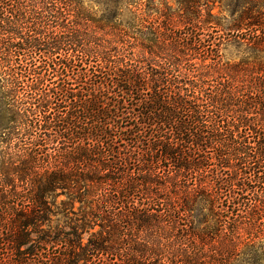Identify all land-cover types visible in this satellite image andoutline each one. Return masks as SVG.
<instances>
[{
    "label": "trees",
    "instance_id": "obj_1",
    "mask_svg": "<svg viewBox=\"0 0 264 264\" xmlns=\"http://www.w3.org/2000/svg\"><path fill=\"white\" fill-rule=\"evenodd\" d=\"M177 3L103 41L81 0H0V264H264V0Z\"/></svg>",
    "mask_w": 264,
    "mask_h": 264
},
{
    "label": "rangeland",
    "instance_id": "obj_2",
    "mask_svg": "<svg viewBox=\"0 0 264 264\" xmlns=\"http://www.w3.org/2000/svg\"><path fill=\"white\" fill-rule=\"evenodd\" d=\"M197 3L202 2L204 0H194ZM142 6L135 7L134 5H128L127 1H121L120 9H119V15L118 17L115 16L113 19V22L110 23V26L106 25V20L110 18L112 15V11L115 12L114 15H116V12H118L116 9H108L104 5L103 0H81V6L83 8V12L85 15H87L90 19L89 22V32H94L97 37H101L104 40L112 39L113 35L119 34L122 29L128 28L130 24L135 23L136 16L138 13L142 11V14L144 15L145 19L148 21H155V20H161L164 18L171 19V21H175L176 26L174 27L175 31L182 30V26L178 24V15L177 11L179 10L177 0H141ZM139 3V1H138ZM264 5V3H263ZM209 6H212V3H209ZM264 7V6H263ZM220 12V9L218 8V3L215 4V8L213 10V13L218 15ZM226 12L221 14L220 16H225ZM170 17V18H169ZM168 25V24H167ZM101 27V29H99ZM128 31V30H127ZM138 31V30H131L129 32ZM210 41H215V43H220L221 45V51L220 54L222 56L223 62H230L235 63L239 62L244 57L243 49L239 48L240 44L236 42L234 39H228L225 37V35H222L221 33H213L209 38ZM105 44V42H104ZM214 54V53H213ZM194 63H200V60H194ZM5 139L8 138V136L4 137ZM6 141V140H5ZM17 142H13L11 146H7L6 143H0V155L2 157L4 156L5 152L11 153V157L15 162H19L24 157L22 154V146L16 144ZM16 144V145H15ZM51 148V153L54 154L53 149H57V145H49ZM7 159V158H6ZM3 160V159H2ZM7 161V160H6ZM41 172V171H40ZM0 185H2V179L0 177ZM17 186V183H16ZM19 188H17L15 191L17 193H21L23 188L26 190L24 185H21V183H18ZM11 194L7 192V197L9 198ZM65 199L64 197H60L57 199V202L59 203L61 200ZM52 201V199H50ZM21 204L18 208H21ZM22 209V208H21ZM54 209V207H52ZM3 210H6V208H3ZM73 219H76L75 216L71 215ZM95 231H99V228H96ZM149 234V233H148ZM152 234H155L153 232ZM168 234L169 231L165 228L164 231H160L159 235L162 236V238L159 239V241L162 244H168ZM178 236H182L183 233L179 231V233H176ZM89 234H86L84 236L85 241L88 239Z\"/></svg>",
    "mask_w": 264,
    "mask_h": 264
}]
</instances>
